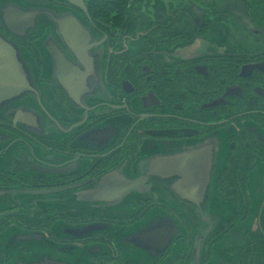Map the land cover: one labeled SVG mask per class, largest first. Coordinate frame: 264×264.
I'll return each mask as SVG.
<instances>
[{
    "label": "flooded vegetation",
    "instance_id": "1",
    "mask_svg": "<svg viewBox=\"0 0 264 264\" xmlns=\"http://www.w3.org/2000/svg\"><path fill=\"white\" fill-rule=\"evenodd\" d=\"M84 1L0 0L52 13L0 16L35 78L0 109V264H264L262 18Z\"/></svg>",
    "mask_w": 264,
    "mask_h": 264
},
{
    "label": "water",
    "instance_id": "2",
    "mask_svg": "<svg viewBox=\"0 0 264 264\" xmlns=\"http://www.w3.org/2000/svg\"><path fill=\"white\" fill-rule=\"evenodd\" d=\"M69 1L86 9L84 0ZM1 5H4V8L0 7V16L2 17L5 25H7L10 29L16 25H23L26 23L34 24L36 16L44 11L48 14H52L47 10L35 8L29 9L21 4L1 2L0 6ZM58 22H60V24H64V22H66L65 24L69 23L70 25L72 24V26L75 22L80 24L78 18L73 16L66 21H64V19H58ZM74 38H76V36H74ZM29 72L28 65L23 59L20 47L11 38L7 37L0 31V105L34 89L35 83L33 80L35 78L34 75L32 73L29 74ZM207 174L208 172L205 168L196 172V176H200L202 186L184 187L192 189L193 191L200 190V192L203 193L206 188V186H204V182L206 181Z\"/></svg>",
    "mask_w": 264,
    "mask_h": 264
},
{
    "label": "rangeland",
    "instance_id": "3",
    "mask_svg": "<svg viewBox=\"0 0 264 264\" xmlns=\"http://www.w3.org/2000/svg\"><path fill=\"white\" fill-rule=\"evenodd\" d=\"M107 1V0H106ZM117 1V0H116ZM128 2V0H126ZM165 1V0H163ZM178 1H185V4L189 5L190 4V0H167L168 3L170 4H175ZM195 1H199L200 0H195ZM202 3L206 6L208 4V0H201ZM218 1H222V4L227 3L228 5H230L233 9V11H235L234 15L236 16V19H240V22H243V18L240 17H244V16H240L241 12L239 10H237L238 8L243 9L246 12H249V15H252L253 17L256 18L255 14L259 15L260 18H262L261 20L264 22V0H218ZM156 2L158 3L159 1L156 0ZM108 5H111L113 3V0H108L107 2H105ZM134 3V2H133ZM201 3V2H200ZM199 4V3H198ZM202 7H204V5L200 4ZM217 6V5H216ZM255 8V9H253ZM236 22V20L234 21ZM233 33L236 34L237 33V29H238V25L233 26ZM246 43L252 42L253 38L252 36H248L245 37L243 39ZM261 42V40H259ZM30 73H34V72H29ZM34 75V74H33ZM35 83V79L33 80ZM9 101H6L5 103L0 105V109Z\"/></svg>",
    "mask_w": 264,
    "mask_h": 264
},
{
    "label": "trees",
    "instance_id": "4",
    "mask_svg": "<svg viewBox=\"0 0 264 264\" xmlns=\"http://www.w3.org/2000/svg\"><path fill=\"white\" fill-rule=\"evenodd\" d=\"M107 1H108V0H107ZM107 1L105 0V2H107ZM122 2L125 3V5H126V3H127L126 0H122ZM213 5H214V4H213ZM109 6H110V7H109ZM111 6H113V4H111V5H108V4H107V7L111 8ZM105 9H106V8H105Z\"/></svg>",
    "mask_w": 264,
    "mask_h": 264
}]
</instances>
